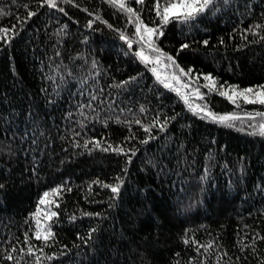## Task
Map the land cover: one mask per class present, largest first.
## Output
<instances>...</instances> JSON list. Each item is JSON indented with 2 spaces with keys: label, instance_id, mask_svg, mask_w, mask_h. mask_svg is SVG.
<instances>
[{
  "label": "trees",
  "instance_id": "1",
  "mask_svg": "<svg viewBox=\"0 0 264 264\" xmlns=\"http://www.w3.org/2000/svg\"><path fill=\"white\" fill-rule=\"evenodd\" d=\"M126 2L160 52L109 0H0V264H264V105L220 94L264 86V0L163 25ZM138 50L202 109L251 115L194 113Z\"/></svg>",
  "mask_w": 264,
  "mask_h": 264
},
{
  "label": "snow or ice",
  "instance_id": "2",
  "mask_svg": "<svg viewBox=\"0 0 264 264\" xmlns=\"http://www.w3.org/2000/svg\"><path fill=\"white\" fill-rule=\"evenodd\" d=\"M137 3L143 4L144 0H136ZM47 3L50 7H55V0H47ZM109 3L113 6H116L120 9H123L124 11L130 13L133 16H137L136 12L131 8L127 7L126 0H109ZM213 3V0H164V3L161 4L160 0H157L156 4V13L157 16L160 18L161 25L169 23L172 19L181 20V21H189L192 19H195L199 14L205 12L208 7ZM31 16L32 13H29ZM141 28L143 29V32H141ZM137 33L140 35L141 40H144L145 36L148 37V45L152 47V50L155 52H160L158 48L154 46V41L152 37L162 34L159 33V30L156 28H149L142 24V22L139 21V17L137 16ZM121 39H126V37L121 34ZM207 43V41H205ZM129 47L131 48V42L129 41ZM182 47H187V45H183ZM136 55L145 63H152L153 61L145 56L143 52H137ZM160 56H166L165 53H160ZM160 57H157V62L159 61ZM167 60L172 61V64L175 65V61L171 56H167ZM176 67H179L178 65H175ZM191 70H189L190 72ZM153 72L155 73V69H153ZM182 74H186L181 69ZM175 78V77H174ZM157 79H159V76H157ZM205 80L209 81V85H204L205 87H214L215 82L213 81L211 76H205ZM165 87H170L169 84H165ZM197 94L199 96V89L196 90ZM229 92H223L221 91V95L227 96L230 100L235 102L236 98L240 97L244 99L245 103H259L264 105V86H260L259 90H254L252 88H247L243 90H237L235 87H232ZM202 98V96H200ZM185 103H188L187 99H185ZM190 110H192L194 113L197 111L196 108L191 107L189 105ZM200 111L204 112L205 116H210L213 120H218L221 123L236 119L234 116H220L217 117L214 114H212L210 111L206 109H200ZM258 115H264V113H258ZM148 129H146L147 131ZM259 131L261 135H264V123L259 125ZM146 142V141H145ZM111 147V146H109ZM107 150V149H105ZM116 151H121V149H115ZM105 187H108L105 185ZM111 190L113 193L119 192V185L111 187ZM56 192H58V189H53L51 193L46 192L44 193L43 197L40 199V204L48 205L53 203L49 197L51 195H54ZM58 206V205H57ZM40 209H37V213L34 215H39ZM57 213L51 212L50 215L46 216L47 219H51L52 217H55ZM37 224L39 225V220H37ZM52 232L50 228L44 230V231H37L35 234V239L42 240L47 243L48 239L52 237ZM187 243V241H185ZM29 254H31L32 249L29 248ZM42 251V250H41ZM8 259H12L11 256L7 257Z\"/></svg>",
  "mask_w": 264,
  "mask_h": 264
},
{
  "label": "rangeland",
  "instance_id": "3",
  "mask_svg": "<svg viewBox=\"0 0 264 264\" xmlns=\"http://www.w3.org/2000/svg\"><path fill=\"white\" fill-rule=\"evenodd\" d=\"M149 57V56H148ZM151 60H153V58H150ZM151 65H152V63H150ZM155 69V73H156V75L158 76V75H161L162 77H163V74H166L165 73V71H159V69L158 68H154ZM168 75V74H167ZM174 76H176L177 78H178V75H176V73H172V74H170V77L168 76V78L167 79H165V81H164V83L165 84H169V85H173L172 86V88L175 90V91H177L180 95H181V98L183 99V101H185V99H187V101H188V107H189V105H191V107H193V108H196L197 109V111L196 112H201L200 111V109H202L201 108V105H200V103H196V102H194V101H196L197 99H200V96H201V94L199 93V96H198V94H197V89L198 88H195V86H191V84H189V83H182L180 80H179V78H178V80L180 81V85L176 82V81H174L172 78L174 77ZM174 82H176V83H174ZM184 87H188V90H185L184 89ZM260 89V88H259ZM259 89H254V90H259ZM225 90V92H229V94H231L230 93V88H225L224 89ZM197 98V99H196ZM196 99V100H195ZM234 105H238V103L241 101L242 103H245L244 102V99L243 98H240V97H238V98H236V100H235V102H233L232 100H230ZM259 104V103H258ZM190 108V107H189ZM248 115H251L250 113H248V112H241L240 114H238V113H232V114H228V115H224V116H234V117H242V116H244V117H247ZM220 117V116H219ZM249 117H247V119H248ZM218 121V120H217ZM230 121H232V120H230Z\"/></svg>",
  "mask_w": 264,
  "mask_h": 264
},
{
  "label": "water",
  "instance_id": "4",
  "mask_svg": "<svg viewBox=\"0 0 264 264\" xmlns=\"http://www.w3.org/2000/svg\"><path fill=\"white\" fill-rule=\"evenodd\" d=\"M137 29V28H136ZM142 50H138L137 52H141ZM143 52V51H142ZM148 57V55H145ZM158 57V56H157ZM157 57H155L152 61V65H159V68L162 70V71H165L166 70V66L164 63H162L159 59V61L157 62ZM149 64V63H148ZM175 77V78H174ZM172 79L174 81H176L179 85L181 84L180 81L178 80V78L176 76H174ZM168 78V75L167 74H163V79H167ZM185 90H188V87H184Z\"/></svg>",
  "mask_w": 264,
  "mask_h": 264
}]
</instances>
